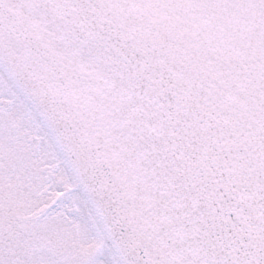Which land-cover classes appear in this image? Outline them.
I'll return each mask as SVG.
<instances>
[{"label":"rangeland","instance_id":"rangeland-1","mask_svg":"<svg viewBox=\"0 0 264 264\" xmlns=\"http://www.w3.org/2000/svg\"><path fill=\"white\" fill-rule=\"evenodd\" d=\"M11 1L0 0V33L40 9L39 28L91 37L63 0ZM111 1L155 40L136 64L112 52L119 87L83 88L79 114L63 75L20 84L0 60L7 249L14 264H231L230 218L210 186L213 133L264 141V0ZM131 228L142 251L116 242Z\"/></svg>","mask_w":264,"mask_h":264},{"label":"water","instance_id":"water-1","mask_svg":"<svg viewBox=\"0 0 264 264\" xmlns=\"http://www.w3.org/2000/svg\"><path fill=\"white\" fill-rule=\"evenodd\" d=\"M63 6L101 45L133 64L155 40L111 0H63ZM204 113L202 119L208 117ZM213 136L221 155L216 153L210 161L214 171L210 186L230 218L228 240L223 242L232 252L231 264H264V141L252 137L248 144L233 136ZM226 141L232 143L225 148Z\"/></svg>","mask_w":264,"mask_h":264},{"label":"bare ground","instance_id":"bare-ground-1","mask_svg":"<svg viewBox=\"0 0 264 264\" xmlns=\"http://www.w3.org/2000/svg\"><path fill=\"white\" fill-rule=\"evenodd\" d=\"M11 2V0H7V3L10 5L12 4ZM171 2L174 1L171 0ZM182 4L184 5V3ZM38 13H41L40 9L35 11V15L33 14L34 16L27 15L25 19L28 21L25 22V26H22L20 24L23 19L22 16H19L18 20L16 17H12L15 23L17 21L16 24H18L19 27L16 26V28L19 33H16L14 30L12 31L11 28L10 30H8V33H0V43H3L6 48L5 53L3 51H0V60L16 79L21 81V77L23 74L27 76V78L36 79H38L39 76H41L42 79L43 77L49 79L50 75H63V80L69 87V91L67 90V93L63 88L64 92L68 96H70L71 94L73 96L75 95V99H73L74 107L73 109H71L73 110L74 114H79L80 112V109H78L77 106L80 107V99L82 97H80L79 94L84 90L83 88L86 87L88 91L96 94L97 89L102 90L105 88L104 90L106 91V88L109 89L113 87H119L117 85V82H115L113 86V80L111 79H119L120 74H123L122 68H117L120 67V65H118L120 63V61L118 60L121 59L120 57H117L114 53L112 54V52L107 48L102 47V45L99 43V40L94 36L92 32L90 33V31L88 32V34H90L91 37L88 36V38L84 36L85 42L83 41L77 44L76 40H73L74 37L76 38V35L74 33L72 37L70 36L72 35L70 34L71 32H66L65 30H63L64 28L61 29L57 25L48 24V26L43 29L39 28L43 26V24H41L38 19L34 18L38 16ZM42 14H44L45 16L47 12H44ZM42 16L43 15H41L39 18L43 19ZM9 24L12 23L9 22ZM56 41H63L66 44L61 45L60 42ZM70 42H72L73 45H70ZM74 42L76 43L75 45ZM67 43L69 45H67ZM30 48L36 49V52L31 57V61H29V56H31L29 52ZM65 54L67 56H65ZM93 55H98L101 61H103V63L109 68V70H107V68L104 67V65L100 64V62H98L96 59H94ZM36 57L39 59L36 60ZM46 58H48V60L45 62L44 60ZM38 60L40 61V65L37 64V62H39ZM51 61H53L55 64H53ZM114 61H116V63ZM112 66L116 67L113 68ZM66 69L68 70L67 72L64 71ZM34 71L36 72L35 74L33 73ZM40 84L42 83H39V85ZM68 92L71 94H69ZM46 94L48 93L42 92L41 97L42 95H44L45 97ZM33 96H35L34 93ZM87 99L89 100L88 97ZM53 100H57V98L54 97ZM42 101H44L43 97ZM40 105L43 108H48L46 105H43L41 103ZM58 107L59 106H57L56 108ZM74 116V119H76V122L78 123V118L76 117V115ZM105 160L108 165H110L109 152L107 153ZM129 233H131V235L129 234L126 239L121 240L119 238L120 241L119 239L118 241H116L117 244L119 243L121 250L124 251L125 249L129 248L130 245L132 246L136 244L134 247H136L139 251H142L144 249L142 245L138 243H129L133 242L132 238L137 234V232L135 233V229L131 228V231Z\"/></svg>","mask_w":264,"mask_h":264},{"label":"trees","instance_id":"trees-1","mask_svg":"<svg viewBox=\"0 0 264 264\" xmlns=\"http://www.w3.org/2000/svg\"><path fill=\"white\" fill-rule=\"evenodd\" d=\"M9 230V232H8ZM8 232V238L11 236V231L10 229H8V227L3 228L0 232V262L1 264H14V260L15 258L13 256L12 252H9L8 246L6 245L7 243H9V240L6 238L5 239V233Z\"/></svg>","mask_w":264,"mask_h":264}]
</instances>
